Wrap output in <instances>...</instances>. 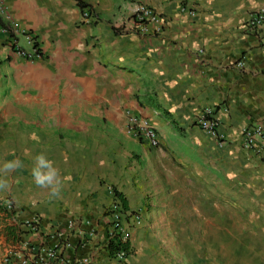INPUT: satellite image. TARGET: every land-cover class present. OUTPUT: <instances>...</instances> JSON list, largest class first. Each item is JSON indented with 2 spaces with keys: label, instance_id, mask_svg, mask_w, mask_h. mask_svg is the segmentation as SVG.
I'll use <instances>...</instances> for the list:
<instances>
[{
  "label": "crops",
  "instance_id": "1",
  "mask_svg": "<svg viewBox=\"0 0 264 264\" xmlns=\"http://www.w3.org/2000/svg\"><path fill=\"white\" fill-rule=\"evenodd\" d=\"M141 4L162 17L160 31H140ZM261 8L264 0H0V207H14L21 239L60 232L73 245L68 259L96 264H264V158L241 139L264 126V43L245 29ZM13 22L34 34L43 59L12 52L14 35L1 29ZM206 108L227 145L196 125ZM130 117L156 128L158 148L127 132ZM114 190L127 203L124 259L102 248ZM36 217L39 234L23 228ZM6 226L1 219L0 264L18 251Z\"/></svg>",
  "mask_w": 264,
  "mask_h": 264
},
{
  "label": "built area",
  "instance_id": "2",
  "mask_svg": "<svg viewBox=\"0 0 264 264\" xmlns=\"http://www.w3.org/2000/svg\"><path fill=\"white\" fill-rule=\"evenodd\" d=\"M85 19H90V12L84 14ZM135 20L140 25V31L145 32L148 27H153L156 31H160L163 25V19L150 7L141 4L135 12ZM264 8L259 9L252 14L245 29L261 39L264 43ZM2 32L9 36L13 33V37H8V45L12 52L20 57L35 62L44 58V53L37 42L36 37L30 31L23 29L18 22H13L8 28H2ZM24 37L27 44L31 47V51L25 49L19 44V38ZM216 111L213 108L204 109L196 118V125L210 138L217 141L218 145H227V135L220 130V121L217 118ZM127 132L141 141H145L153 148H158L160 145L158 131L145 118L130 117L127 125ZM241 139L244 148L252 151L254 154L264 158V126H250L241 131ZM114 202L111 204L109 211L113 215L112 227L108 233L106 243L102 246L103 250L107 251L108 242L114 237L119 236L123 242L129 241V232L123 229L128 212L125 211L122 202L113 194ZM8 211L13 210L12 204L6 206ZM136 222L140 223L139 215ZM29 232L39 234L42 229V220L40 217L34 218L32 221L23 225ZM69 229H76L74 221L68 225ZM80 231V229H79ZM81 233V231H80ZM90 237L96 236V230L92 229L89 233ZM130 242V241H129ZM72 243L63 233L56 232L50 234L41 242H33L28 240H20L16 246L17 252H10L5 258V263L10 264L14 259H19L20 264H96L91 257H82L80 259L70 260L66 256V252L72 249ZM16 255L18 257H16ZM110 255V254H109ZM111 256V255H110ZM112 257V256H111ZM113 258L124 259V253L117 254Z\"/></svg>",
  "mask_w": 264,
  "mask_h": 264
},
{
  "label": "trees",
  "instance_id": "3",
  "mask_svg": "<svg viewBox=\"0 0 264 264\" xmlns=\"http://www.w3.org/2000/svg\"><path fill=\"white\" fill-rule=\"evenodd\" d=\"M83 8H86V6H83ZM167 116H170L168 112H165ZM115 195L121 199L123 202V205L125 208H127V203L125 198L117 192V190H114ZM14 207L11 212H8L7 209H3L0 207V221L2 219V222L7 224L5 227L4 233L6 237H8V240L13 243V244H18L21 240V228L19 225H16L13 221L15 212ZM9 221L11 223H9ZM107 251L109 254L114 257L117 254L124 253L126 257L132 255V249H131V244L130 242H123L122 239L119 236H114L107 244Z\"/></svg>",
  "mask_w": 264,
  "mask_h": 264
},
{
  "label": "rangeland",
  "instance_id": "4",
  "mask_svg": "<svg viewBox=\"0 0 264 264\" xmlns=\"http://www.w3.org/2000/svg\"><path fill=\"white\" fill-rule=\"evenodd\" d=\"M26 48V47H25ZM60 117H61V115H60Z\"/></svg>",
  "mask_w": 264,
  "mask_h": 264
}]
</instances>
